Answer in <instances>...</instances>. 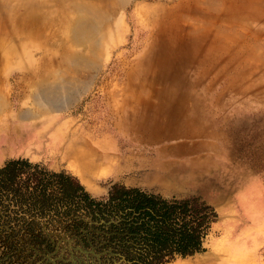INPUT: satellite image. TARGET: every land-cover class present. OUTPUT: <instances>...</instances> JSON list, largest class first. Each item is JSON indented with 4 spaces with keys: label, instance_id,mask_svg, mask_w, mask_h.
Returning <instances> with one entry per match:
<instances>
[{
    "label": "rangeland",
    "instance_id": "rangeland-1",
    "mask_svg": "<svg viewBox=\"0 0 264 264\" xmlns=\"http://www.w3.org/2000/svg\"><path fill=\"white\" fill-rule=\"evenodd\" d=\"M241 1L128 0L87 92L68 109L38 119L24 112L26 78L17 68L5 74L0 64V94L7 103L0 113V166L26 159L65 173L95 202L119 186L166 199L197 197L216 214L198 251L209 253L218 243L208 264H264V50L255 58L243 54L249 52L246 37L264 43V8L252 25ZM176 6L186 15L171 28L179 32L178 43L167 41L152 60H142L153 47L157 20L174 14ZM203 15H216L225 29L218 44L199 41L200 29L186 31V18L210 27ZM130 72L144 78L130 81L136 77ZM163 90L168 94L160 96ZM79 138L92 145L97 169L77 173L65 160ZM41 220L56 250L28 249L31 257L21 258L23 264H43V257L49 264H75L70 251L78 237L59 226L49 230ZM86 222V234L99 233L97 222ZM106 251L92 253L85 264H108ZM177 258L184 257L162 264L184 263Z\"/></svg>",
    "mask_w": 264,
    "mask_h": 264
},
{
    "label": "trees",
    "instance_id": "trees-1",
    "mask_svg": "<svg viewBox=\"0 0 264 264\" xmlns=\"http://www.w3.org/2000/svg\"><path fill=\"white\" fill-rule=\"evenodd\" d=\"M88 217L97 222L94 229L100 233L93 230L86 234ZM214 217L210 206L202 202L167 201L121 186L113 189L106 203L95 202L74 177L26 159L9 160L0 169V264H23L21 258L31 257L25 254L28 249L39 247L44 254L56 250L49 234L40 228L42 218L49 222L47 229L62 227L78 237L72 240V251L66 250L75 257V264H85L92 253L109 247L115 255L107 260L162 264L198 252L201 228ZM101 219L112 220L108 229ZM106 256L101 255V260ZM43 259V264H49Z\"/></svg>",
    "mask_w": 264,
    "mask_h": 264
},
{
    "label": "bare ground",
    "instance_id": "bare-ground-1",
    "mask_svg": "<svg viewBox=\"0 0 264 264\" xmlns=\"http://www.w3.org/2000/svg\"><path fill=\"white\" fill-rule=\"evenodd\" d=\"M263 1L240 2V7L251 16L252 25L257 23L253 18L256 19L255 16L264 8ZM127 2L128 0H0V64L3 65L5 74L17 68L23 74L22 78H26L25 88L21 89L22 96L28 101L24 111L26 118L38 119L40 116L68 109L87 92L99 70L102 51L114 43L118 22L122 19L119 11ZM207 4L212 6L213 2L208 1ZM177 8L175 9L178 11L169 15L170 17L163 18L162 15L157 20L153 47L142 60H152L163 50L167 41L178 43L179 32L171 28L186 15ZM203 18H209L206 23L213 28L202 29L198 24L199 20L188 21L186 18L189 23L186 24L189 27L185 28L186 31L194 34L196 29H200L198 31L202 33H198L196 38L204 43L214 45L222 41L220 30L225 29L220 27L219 18L216 15H203ZM243 21L241 24L244 25L248 19ZM260 24L264 27V22ZM251 40L245 38L250 46L247 49L249 52L244 51L243 54L255 58L259 55L260 48L264 50V43L259 45L258 40L253 43ZM130 74L136 75L134 78L129 76V80L133 82L135 78L139 82L141 80L138 77L144 78L141 73ZM165 91L160 96L167 95ZM6 107V99L0 94V113ZM78 140L80 142L72 148L65 160L77 173L97 169L92 145L84 139ZM212 244L211 252L204 257L175 264H208L217 257L218 243L213 241Z\"/></svg>",
    "mask_w": 264,
    "mask_h": 264
},
{
    "label": "flooded vegetation",
    "instance_id": "flooded-vegetation-1",
    "mask_svg": "<svg viewBox=\"0 0 264 264\" xmlns=\"http://www.w3.org/2000/svg\"><path fill=\"white\" fill-rule=\"evenodd\" d=\"M141 191V190H140ZM113 192V189L109 192V194H111ZM145 193H147V192H145ZM109 194H108V196H107V198L105 199V200H102V201H100L101 203H106V201L108 200V197H109ZM149 194H151V193H149ZM151 195H154V196H158V195H155V194H151ZM158 197H161V196H158ZM161 199H163V200H167V201H169V200H171V201H184V200H189V202L191 203V204H193V205H195V204H198V203H200V200H199V198H197V197H191V198H186V199H177V198H175V197H173V198H170V199H166V198H162L161 197ZM197 201V202H194V201ZM203 203V202H202ZM206 205V204H205ZM211 208V207H210ZM212 209V208H211ZM213 210V209H212ZM213 212H214V210H213ZM215 213V212H214ZM216 215V214H215ZM109 221H107V222H105L103 219H101V221H100V223H102V224H106L107 225V227H105L106 229H108L109 228V224L112 222V220H110V219H108ZM216 220V217H214L213 219H211V218H209V220H208V222H206L205 224H204V226L201 228L202 229V233H203V235H202V237H201V246H200V249H201V247H202V244L204 243V240H205V238L208 236V234L210 233V229H211V226H212V224L214 223V221ZM99 223V224H100ZM100 233V232H99ZM113 250H112V248H110L109 247V249H107V251H106V253L108 252L109 253V255L111 256H114L115 254L112 252ZM109 261V262H108ZM111 262H112V264H130V263H128V261H126L124 258H116L115 260L114 259H112V260H107V263L108 264H111Z\"/></svg>",
    "mask_w": 264,
    "mask_h": 264
},
{
    "label": "water",
    "instance_id": "water-1",
    "mask_svg": "<svg viewBox=\"0 0 264 264\" xmlns=\"http://www.w3.org/2000/svg\"><path fill=\"white\" fill-rule=\"evenodd\" d=\"M3 166H4V164L2 166H0V168H2ZM205 254H207V253L203 254V253H200V252H195L194 254L186 256L184 258H177V261H184V262L191 261V260H194L196 258L204 257Z\"/></svg>",
    "mask_w": 264,
    "mask_h": 264
}]
</instances>
